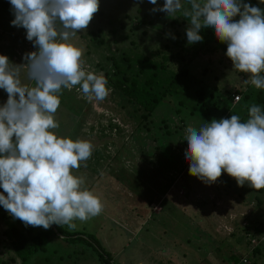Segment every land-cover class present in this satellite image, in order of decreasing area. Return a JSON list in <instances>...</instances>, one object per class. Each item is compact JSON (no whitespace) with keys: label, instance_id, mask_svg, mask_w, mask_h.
<instances>
[{"label":"clouds","instance_id":"clouds-1","mask_svg":"<svg viewBox=\"0 0 264 264\" xmlns=\"http://www.w3.org/2000/svg\"><path fill=\"white\" fill-rule=\"evenodd\" d=\"M150 13L173 17L181 12L189 27V44L202 42V28H210L227 45L225 55L233 68L248 73L244 83L264 90V10L242 0H157ZM14 19L10 24L26 30V39L36 51L26 53L20 65L0 55V89L7 100L0 106V206L25 227L67 225L85 222L101 214L103 203L83 188V177L73 175L92 155L86 140L58 136L55 114L63 89L79 90L88 101H103L109 95L105 76L86 71L84 50L72 38L87 28L99 9V0H9ZM264 4V0H260ZM135 7H138L136 5ZM239 16L238 21L233 18ZM168 35H171L170 33ZM175 39V36H172ZM34 85L22 83L21 69ZM248 118L239 115L213 119L199 129H185V160L189 174L206 183L227 173L237 186L264 189V110L248 108ZM86 166V164H85Z\"/></svg>","mask_w":264,"mask_h":264},{"label":"trees","instance_id":"trees-1","mask_svg":"<svg viewBox=\"0 0 264 264\" xmlns=\"http://www.w3.org/2000/svg\"><path fill=\"white\" fill-rule=\"evenodd\" d=\"M251 1L264 5L260 3V0ZM185 7H189V5ZM238 19L239 16L233 18L234 21H238ZM125 20L130 21L129 16L122 19L127 29L128 25H126L127 22ZM187 23H189L187 18L182 16L179 19H172L164 23V29L162 27L161 31L163 34H157L155 39L149 37L146 30L142 31L140 40H137L138 47H136V42H134L136 51L142 52V54H134L136 56L134 59L133 57L127 58L125 54L120 52L119 56L123 58L122 63L112 62L111 68L103 74L108 81L107 87L110 89L109 95L111 97L109 100H113L114 104L118 105L134 126L132 128L134 130H131L129 134L131 143L123 141L122 149L128 158L131 159L135 157L133 152L136 153L140 150L143 155L139 160V163L143 165V169L140 170H150L148 172L151 173L153 179L150 181L147 176L148 179H142L141 187H136L135 183L140 180H137L138 176L132 173L133 164L126 166L124 162H121V155L114 144H112L114 150L106 151V156L97 151L100 148H94L92 152H95V155L99 153L102 156L97 159L103 161L99 173L107 172V169H110L112 177H104L107 179V183L112 184L114 181L127 182L131 188H116L126 193L124 194L125 197L122 204L125 207L123 211L119 209L121 204L118 205L119 202L122 203V200L119 201L116 195H114V200L111 201L114 205L111 206L113 210L109 207L108 210L103 209L101 217H105L106 219V216H111L112 214L113 217L111 218L118 219L121 226H126L125 229L133 233L132 235V233L127 231L126 233L124 232V235L135 236L138 239L133 243H130L128 240L129 244L125 248H132L127 257L131 258L132 254V258H135V261L132 262L136 264H199L207 261L210 256L209 254H214L215 257H219L226 264H264V239H261L264 236V212H260V209L264 206V189L256 190L252 188L255 192L253 197L255 196L257 203L256 212L253 213L254 223L250 222V217L245 215L239 218L240 222L237 223L242 224V226L239 225L236 229L227 228L226 226L224 228L226 232L225 230L219 232L221 241L216 245L213 252L209 251L208 247L209 245L212 247V241H214L213 233L203 228H200L199 232L201 238H203V244L208 247V254L206 253L203 256H199L197 249L194 246H189V243L185 245L176 242L183 245L182 248L185 250L183 254L179 253L181 250L180 245L176 243H174V247L165 250H156L154 247L147 245L149 242L147 235L154 230L151 226H144L147 224L148 215L153 217L164 213L163 209L167 210L168 206L166 204L168 202L170 207H174L172 215L180 214L188 218L191 215L188 211L189 205L185 201L187 196L182 194V204H180L179 198L175 195L178 189L175 191L170 188L175 183L179 174L184 170L186 164L184 163L185 153L180 152L179 149V147L187 149V142L184 137L186 133L182 131L188 126H192L193 120H197L203 126L206 124V119L211 117L212 114L210 115V113L212 111L215 112L216 116H218L217 118L220 120L222 118H230V111L241 109L239 114L236 113L234 115H239L241 121L245 122L248 118V108L251 105L261 103L264 105L261 89H256L251 85L250 81L247 84L244 83L250 74L238 72L233 68L231 60L225 55L227 45L221 43L216 38L212 29L202 28L199 31V34L203 37L202 42H196L195 44L186 43L181 35V29ZM140 25L137 24L133 30L129 29L130 32L139 30L141 28ZM168 28L171 29V35H168ZM185 29L187 28L184 27ZM172 36H175V39H172ZM152 43L154 44L150 47L148 44L151 45ZM25 44L27 47L31 46L27 42ZM136 51L135 53H137ZM109 53L111 54V52ZM216 55L219 56V59L214 62L212 57ZM111 58L115 59V56ZM230 73L235 75L231 80L227 76ZM64 90L60 94L61 98L65 96ZM236 96L240 98L238 102H234V97ZM63 101L60 99L59 109L64 107L65 102ZM208 102L212 105V111L207 109ZM212 116V119L216 118L215 115ZM197 122H193V125L197 126ZM97 129V134H99L100 138L124 137L122 129L113 122H108L105 126L98 124ZM146 141H151L154 144L150 148V152H143L144 148L147 147L145 146ZM101 149H105V147ZM123 159L126 160L125 158ZM90 160L89 163L94 166L96 157L94 156ZM112 160H119V166L117 168H106V162ZM181 162L182 164L176 175H173V173L171 175L168 174L167 176H163V181L154 182V174L159 167L175 169V166H178ZM121 170L124 171L126 178L118 176ZM185 172H187V176L181 174L183 179H187L190 175L188 166ZM101 177L102 175H97L95 183L92 184L94 188H97L99 182L101 184L104 183ZM168 177H171L169 181L166 179ZM248 187H243V191H247ZM169 188L171 192H168ZM182 189L184 190L183 186ZM132 193H136L137 196H134ZM99 198L104 202L108 200H104L101 196ZM143 199L145 202H143ZM135 200L138 202L133 204ZM185 203L186 205H184ZM175 207L179 209L177 210ZM0 210V224L8 223V229L3 232L6 235V237L4 236L6 242H0L3 245L1 248L9 250V257H17L20 264H26L33 258H38L40 263L42 261L46 263L50 262L51 264H79L75 260L69 262L65 259L62 261L61 256L56 259L53 256L47 257L41 254V250L45 249V245L50 241V238L52 236L55 237L53 235L54 232L58 234L59 239H62V244L75 245L80 242L88 246L90 250H88L87 254H89L90 258L82 261L81 264H91V262H95L96 264L131 263L125 259H119V263L117 261L112 262L113 259L105 252V247H101L103 252L100 251V248V250L97 248L100 245L99 239H96L92 235L88 237L85 235L89 231L86 232L87 228L84 225L81 227V231H71V233L65 229L68 227L66 225L61 226L63 228L58 227L61 229H52L56 226L55 224L45 231L43 230L44 228L40 230L39 227L36 228V231H33L30 226L25 227L19 219H14L9 215L3 206H0ZM142 210L147 213L143 214ZM123 213L127 218L129 215L134 214V217L140 223L135 222L133 227L130 217L128 220H125L122 215ZM5 218H7V221ZM195 219L196 222L190 220L192 227L199 229L198 225L200 222L203 227L210 225L207 218V222L202 217H196ZM214 228L213 226L211 230L214 231ZM92 233L95 234V232ZM225 234L227 235L225 236ZM81 235H84L86 239L81 238ZM247 237L248 242L246 241ZM225 238L237 240L238 247L236 250L241 249L240 243L244 241L246 255L241 254L239 256L234 254L233 248L224 243ZM253 239H256L257 243L252 241L253 244H251V240ZM4 244L6 245L4 246ZM135 246L136 248H134ZM222 247L226 248V250H224V253L222 252L220 255H217ZM66 257H69V255L67 254Z\"/></svg>","mask_w":264,"mask_h":264},{"label":"rangeland","instance_id":"rangeland-1","mask_svg":"<svg viewBox=\"0 0 264 264\" xmlns=\"http://www.w3.org/2000/svg\"><path fill=\"white\" fill-rule=\"evenodd\" d=\"M242 3H248L250 6H258L259 8L264 10V5L253 3V1L251 0L242 1ZM163 4L164 0H157V5L163 6ZM182 4H184V6L188 5L187 0H182ZM136 5H138V7H135ZM153 7L155 6L152 5L149 0H99V9L93 15L87 28L81 32H78L77 36L72 38L71 40V42L76 47L82 48L84 50V55L82 57L84 69L86 71H94L97 74H104L111 68L112 62L122 63L123 58L122 56H119L120 52L125 54L127 58L133 57L135 59V55L142 54V52L139 53V51H136V47H138L137 40H140V34L142 31L146 30L149 34V37L155 39L157 34H163L161 31L162 27L164 29V23H167L172 19H179L182 16L181 12L176 13L173 17H168L164 12L150 13V9H152ZM10 8L11 5L9 3V0H0V55H6L9 58L10 63L20 65L25 62L22 57L26 53L36 51V48L33 46L32 42L26 39V30L24 28H18L10 24V21L14 19V15L10 11ZM128 16L130 21L125 20L127 22L126 25H128V28L126 29L122 19ZM143 23L146 24L143 25ZM137 24H141V28L137 31L130 32V30H133ZM189 26V23H187L184 27L188 28ZM184 27L181 29V35L186 43H188L185 31L186 29L184 30ZM167 32L169 34L171 32V29H169V31ZM25 42L31 44V48L27 47ZM134 42H136V47ZM153 44L154 43L148 45L151 47L153 46ZM135 51L137 53H135ZM109 52L114 55H111ZM113 56H115V59L111 58ZM212 59L214 60V62H216V60L219 59V56H213ZM227 76L230 77V80L231 78L235 77V75L231 73ZM21 79L22 83L28 84L29 86L34 85V82L28 81L26 78V68L21 69ZM64 91L65 96L62 98L60 97V99L64 100L63 102H65V105L62 109L58 108L55 114V119L60 126L59 128L52 131H54L58 136L61 137H70L73 140L80 139L89 141L93 145V149L100 148L97 151H99V153H102L103 156H106V151L114 150V148L112 147V144H114L115 148L118 149V152L121 155V162H124L126 166H130V164H133L132 173L138 176L137 180H140H136V187H141V184L143 182L142 179H148L147 176L149 177L150 181H152L153 177L151 176V173L148 172L150 170H140L143 169V165L139 163L140 157H143L142 152H140V150H138L136 153L133 152L135 157L134 159H131L128 158L127 154L122 149L123 141L131 143V137H129V134L131 130H134L132 129L134 126L132 125V122L127 119L126 114L118 107V105L116 106L113 100H109L111 96L108 95L107 98L103 101H88L83 97L82 92L79 90V85L75 86L71 90L65 89ZM261 91L264 98V90ZM6 100L7 93L3 89H0V106H3ZM261 104L258 105L261 106ZM261 107L262 110H264L263 104ZM207 109H209V111H212V105L210 102H208ZM239 112H241V109L232 110L229 113L230 115H234L236 113L239 114ZM211 114L216 116L215 112L213 111L210 113V115ZM212 115L210 118L208 117L206 119V123L213 120ZM217 117L218 116H216L215 119L219 120ZM108 122L116 123L122 129L124 137L116 136L114 138L108 139L103 137L100 138L98 136L99 134H97L98 124L105 126L106 124H108ZM193 122H197V120L192 121V127L199 129L202 126L200 122H197V126H194ZM182 132H185V130H183ZM185 136L186 135H184V137ZM152 145H154L153 142L146 141L145 146L147 147L144 148L143 152H150V148L153 147ZM103 147H105V149H101ZM179 149L180 152L186 153V150L182 147H179ZM99 153H96L95 155V152H92L91 157L86 162H83L79 169L73 170V175L84 178L85 184L82 186L83 188L91 190L95 195H99V197L101 196L102 198H104V200H109H106V202L101 200V202L104 204V210H108V207L113 210L111 206L114 205L111 201L114 200L113 196L116 195L119 201L122 200V203L119 202L118 205L121 204L119 209H122L123 211L125 207H123L122 204L125 197L124 194L126 193L117 189L131 188L128 186L127 182L124 183L121 181H114L112 184L107 183V179L104 177L112 176L110 173V169H107V172L99 173L100 166L103 163V161L97 160L99 157H102ZM93 155L96 157L94 166L89 163L91 161L90 159L94 158ZM123 158H125L126 160H124ZM106 163V168H117L119 166V160H112L110 162L107 161ZM184 163L186 164L184 170L182 171L183 173L181 172V174L187 176V172H185V169L187 168V166L189 167V164L186 160L184 161ZM181 164L182 162L178 166H175V169L159 167L154 174V182L163 181V176H167L168 174L171 175L173 173V175H176ZM97 173L102 175L101 179L105 184H101L99 182L97 184V188H94V185L92 186V184L95 183L94 181L97 178ZM181 174H179V176L175 180V183L171 185L170 188L175 191L176 189H178V192H176L175 195L179 198L178 201L180 204H182V194L187 196L185 198V201H187L189 205L188 211L191 213L190 218H188L187 216L183 217L180 214L172 215L174 207H170L168 202V204H166L168 206L167 210L163 209L164 213L158 215L154 214L156 216L153 217H151V215H148L147 224H145L144 226H151L154 228V230L147 235L149 237V242L147 243V245L154 247L156 250H165L167 248L174 247V243L176 242L185 245L189 243V246H194L197 249L199 256H203L208 252V247L209 251L213 252V250L216 248V245L221 241L219 232L221 230H225L224 228L226 226L227 228L231 227L234 229H236L239 225L242 226V224L237 223L240 222L239 218L245 215L249 216V221L254 223L253 213L256 212L257 203L255 196L253 197L255 192L251 187H248L247 184L242 187L237 186L236 180L230 177L225 172H222V175L217 179L216 182L210 184L203 182L192 175H189L187 179H183V176H181ZM118 176L126 178L124 171L122 170ZM166 179H168L169 181L171 177H168ZM182 186L184 187V190L182 189ZM243 187H248V190L243 191ZM171 189L168 192H171ZM0 193H3L2 188H0ZM3 194L7 195L6 193ZM132 194L134 196H137L136 193ZM136 202L138 201L135 200L133 204H135ZM143 202H145L144 199ZM184 205H186V203ZM175 208L177 210L179 209L177 207ZM260 212H264V206L260 209ZM142 213L145 214L147 212L142 210ZM122 215L125 220H128V218L130 217L133 227L135 225V222L140 223L139 221H137V218L134 217V214L130 216L127 213V215H129L128 218L124 216V213ZM111 217H113L112 214L111 216H106L105 219V217H101L100 214L85 222L76 220L74 221V223L76 224L75 229H70L68 227L65 229L70 233L71 231H81V227L84 225L87 228L86 232L89 231L88 233H85V235L87 237L92 235L95 236L96 239H99L100 245L97 248H100L101 250H99L103 252L102 248L105 247V252L110 256L111 259H113L112 262L117 261V263H119V259H125L130 261V264H136L135 262H132L135 261V258H132V254L131 258L127 257V254L132 248H125L128 246L129 242L133 243L138 239L135 236L130 237L127 234L124 235V232L126 233L129 230L125 229L126 226H121L118 219ZM196 217H202L205 222H207V218L208 222H210V225L203 227L200 222L198 225L199 229L192 227L190 225V222H196ZM5 220L7 221V218H5ZM52 226L53 225H51L50 227ZM213 226L215 227L214 231L211 230ZM7 227L8 223L0 224V242H6V235L3 234V232L8 229ZM58 227L61 226L56 225L52 229H56ZM30 228H32L33 231H36L37 227L30 226ZM200 228H203L206 231L209 230V232L213 233L214 241H212V247L211 245L206 247V245L203 244V238H201V234L199 232V230H201ZM39 229L42 230L43 228L39 227ZM43 230L45 231V229ZM91 231L95 232V234H93ZM129 232L132 233L131 231ZM53 235L55 237L52 236L50 238V241H48V243L45 245V249L41 250L42 255L47 257L53 256L56 259L57 257L61 256L62 261L65 259L69 262L75 260L77 261V263L79 262V264H81L82 261L90 258L89 254H87L88 250H90L88 249V246H85L80 242L76 243L75 245H65L62 244V239L58 238V234L56 232H54ZM226 235L227 234H225V236ZM81 238L86 239L84 235H81ZM262 238L264 239V236L261 237V239ZM246 241L248 242V237ZM252 241H255L254 243H257L256 239L251 240V244H253ZM178 243L176 244L180 245ZM224 243L233 248L234 254L239 256H241V254L246 255V251H244V241L240 243V250H236L238 247V242L234 238L226 239ZM5 245L6 244H4V246ZM2 246L3 245L0 244V264H20L17 257H9L10 251H7L5 248H1ZM182 247L183 245H180V254H183L185 252ZM134 248H136V246ZM224 250H226V248L222 247L218 251L217 255H220L222 252L224 253ZM67 254L69 255V257H66ZM209 255L210 256L208 257L207 261L199 264H207V262H209L208 264H226L219 257H215L214 254ZM26 264L51 263L42 261L40 263L38 261V258H33ZM91 264L96 263L91 262Z\"/></svg>","mask_w":264,"mask_h":264},{"label":"built area","instance_id":"built-area-1","mask_svg":"<svg viewBox=\"0 0 264 264\" xmlns=\"http://www.w3.org/2000/svg\"><path fill=\"white\" fill-rule=\"evenodd\" d=\"M239 99H240V98H239V97H237V96H236V97H234V102H238V101H239Z\"/></svg>","mask_w":264,"mask_h":264}]
</instances>
